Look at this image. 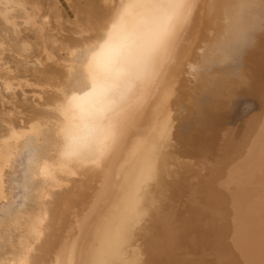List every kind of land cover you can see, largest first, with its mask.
Wrapping results in <instances>:
<instances>
[{"label": "bare ground", "instance_id": "6f19581e", "mask_svg": "<svg viewBox=\"0 0 264 264\" xmlns=\"http://www.w3.org/2000/svg\"><path fill=\"white\" fill-rule=\"evenodd\" d=\"M118 1L112 20L93 23L90 14L83 24L80 0H65L72 18L59 0H0V264H172L168 257L198 246L203 255L183 264L232 263L224 249L228 240L219 241L225 226L217 224L223 218L219 191L234 173L242 177L247 171L228 166L225 179L216 180L218 190L213 188L219 161L204 172L194 168L205 166L200 158L208 141L197 133L190 146L182 137L167 144L176 130L165 111L174 100L199 110L197 73L186 66L212 64L206 52L181 65L173 56L180 33L196 22L219 28L216 33L228 27L233 32L227 36L252 32L243 22L250 21L252 1L184 0L187 19L169 22L175 25L171 58L157 57L146 66L140 53L165 17L143 5L166 0ZM62 23L70 25L68 35H60ZM239 50L228 55L237 57ZM94 82L105 91L89 96ZM225 84L227 108L236 117L250 101L249 90ZM250 86L258 95L260 82L251 79ZM74 96L78 103H70ZM23 105L35 118L19 110ZM101 112L116 135L93 161L87 157L96 150ZM69 146L78 157L65 158ZM152 157L156 177L142 187ZM229 193L232 241L247 264H264V159ZM142 207L148 208L144 217Z\"/></svg>", "mask_w": 264, "mask_h": 264}, {"label": "rangeland", "instance_id": "374dc122", "mask_svg": "<svg viewBox=\"0 0 264 264\" xmlns=\"http://www.w3.org/2000/svg\"><path fill=\"white\" fill-rule=\"evenodd\" d=\"M251 1L252 4L247 13L250 21H242L250 27V30H253L252 32H248L245 35L244 33H236L234 36H227V34L233 32V30L228 27L216 33L219 28L211 31L210 29H207L208 24H198L193 20L195 23L193 27L180 33V36L175 43L173 56L180 61L181 65L184 66L185 62L189 60L193 61L194 59H202L206 52L212 55V64L207 66L189 64L186 66H194L195 70H193L197 73V75L192 73V76L193 79L195 78L194 87H196V93L199 94L202 99L201 108L197 110L186 104L182 105L181 103H177L174 100V103L169 104L168 109L165 111L166 118L172 120L173 126L176 130V134L167 141V144L173 145L182 139L184 145L190 146L197 133L208 141L205 143L206 145H204L207 147V154L201 156L202 159L200 158L201 161L206 163L205 166L200 163H195L194 168L198 172H204V167H209L208 164L210 162L215 160L219 161L220 168L217 170L219 175L216 174L218 177H215L216 179L213 182V188L217 189L215 184L218 185L217 182H221L222 179H225L224 173L228 166L229 168L236 169L237 172L247 171L246 174H241L242 177L239 176V174L234 173L233 175H235V178L230 177L227 186L223 188L224 193H222V190L219 191V196L221 197H219V201H221L218 208L221 209L223 218L220 219L217 224L218 227L221 225L220 228L224 225L225 226L221 228L222 232L219 231L221 234L218 233V235L220 234L222 236L219 235V241L221 239L222 241L225 240L227 244L228 240L229 246L224 249L228 250L227 253H230V262L232 261V263L229 264H247L241 257V253L233 242L234 239L232 241L231 238V223L234 221L235 214L233 210L234 208L228 204L229 192L234 186L242 184L246 178L250 177L252 172L257 170L260 161L264 159V0ZM59 2L68 16L72 18L73 11L68 4H66L65 0H59ZM120 7L121 4L118 0H80L77 8L80 20L84 24L88 22V15L90 14L91 17H93L91 20L96 21L93 23H106V21L113 19L115 13ZM202 16V13L197 14V21H201L200 18H202ZM59 26L60 35H68L69 31H66L71 28L70 25L68 23H62L59 24ZM73 29L77 30L75 25L73 26ZM93 32L94 31H92V33ZM211 33L216 34L211 35ZM234 48L240 49L236 53L238 54L237 57L228 55V52L232 53ZM211 78L217 80H212ZM251 79L260 82L258 95L250 89ZM225 81L236 84L240 89L249 90L250 101L249 103L247 101L244 109L236 115V117L232 116L231 110L227 108L228 98L225 94L228 85L225 84ZM238 99L243 101V98ZM52 100L53 98H51V101ZM252 101L254 106L252 103L251 107L253 106L254 109L253 107L250 109V107V115H246V113H248L246 110ZM255 103L257 104L255 105ZM19 110L24 111L23 113L26 112L25 114L26 116L28 115V118L32 119L36 116L31 113L28 114V105L19 106ZM253 113L258 114L255 115ZM252 115L255 117H252ZM197 116H200V118L197 119ZM245 116L248 118L245 119ZM256 117L259 119H255ZM163 119H165V117H163L162 120ZM231 119H233L232 123ZM242 119L245 121L243 123H246L242 124L244 127L240 125ZM252 119H254L253 122ZM249 122H251L252 125ZM171 127L172 124H170L168 128ZM239 127H243L244 129H240ZM245 127L251 129H245ZM238 128L240 129L239 132L241 135H239L240 133H237ZM165 129H167V126ZM236 133L237 136L235 137L237 138L239 135V139L234 140L235 137L233 134L236 135ZM208 145L210 147H208ZM212 151L214 152L211 153ZM152 158V161L150 160L151 164L148 166V172L143 177L142 187H146L149 182L156 177L153 172L155 166L152 164L154 157ZM256 165L257 167L253 170ZM223 208L224 213L222 210ZM147 212L148 208L142 207L139 215L141 216L143 214L144 217ZM227 212L229 213L228 217L226 216ZM222 221L224 222L222 223ZM223 236L224 238L226 237V239H224ZM204 250L205 248L198 246L192 248L190 252L179 256L172 255L171 257H168V262L172 260V264H183L192 258L201 257ZM211 257H214V255H208L205 259L209 260Z\"/></svg>", "mask_w": 264, "mask_h": 264}, {"label": "snow or ice", "instance_id": "6c2138e0", "mask_svg": "<svg viewBox=\"0 0 264 264\" xmlns=\"http://www.w3.org/2000/svg\"><path fill=\"white\" fill-rule=\"evenodd\" d=\"M135 5H129L128 7H134ZM144 7L162 10L165 17V23L162 25L154 34L153 39L150 44L142 50L140 53L142 63L146 66L149 63L154 64V61L157 57H166L171 58L172 49L171 38L175 32V25L170 24L172 20L179 21L181 18L187 19V13L190 11V6L184 2V0H166L163 3H155L149 5H143ZM115 27V26H114ZM195 70V69H194ZM155 75V72H153ZM97 91H105L103 85H97L93 83L92 92H89L88 95L91 96ZM80 98L72 97L70 103H78ZM65 111L68 109L65 108ZM106 118V114L101 112L98 116V126L96 129L97 132V141H96V150L91 153L88 159L93 161L99 160L107 151L109 147V142L115 141V125L110 123L108 126L103 124V120ZM64 156L66 159H72L73 157H78L79 154L75 152L70 146L66 149Z\"/></svg>", "mask_w": 264, "mask_h": 264}]
</instances>
